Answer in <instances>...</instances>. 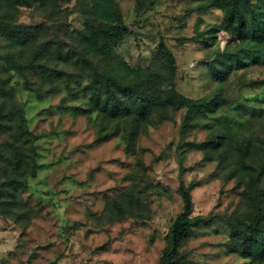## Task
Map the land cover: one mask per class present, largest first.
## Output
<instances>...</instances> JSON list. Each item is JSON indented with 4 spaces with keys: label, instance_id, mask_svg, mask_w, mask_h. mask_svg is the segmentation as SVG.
<instances>
[{
    "label": "rangeland",
    "instance_id": "1",
    "mask_svg": "<svg viewBox=\"0 0 264 264\" xmlns=\"http://www.w3.org/2000/svg\"><path fill=\"white\" fill-rule=\"evenodd\" d=\"M217 1L112 0L130 34L113 58H92L97 68L122 76L119 58L163 75L154 58L163 39L176 59L175 88L191 98L219 97L205 122L186 134L181 108L141 129L128 149V136L110 135L115 123L89 112L88 97L75 93L91 68L81 59L80 35L93 23V0H0V24L34 37L25 45L0 33V264H159L183 210L182 187L193 215L250 223L264 207V64L247 55L222 80L204 65L225 46L231 52L244 46L223 27ZM42 47L47 55L34 59ZM59 47L72 59L51 61ZM13 57L22 73L6 62ZM56 65L74 82L52 79ZM160 80L163 89L166 76ZM226 127L222 147L210 145ZM242 147L251 152L242 156ZM237 244L228 225L214 220L194 228L180 251L186 264H264L254 258L257 245L244 256Z\"/></svg>",
    "mask_w": 264,
    "mask_h": 264
},
{
    "label": "trees",
    "instance_id": "2",
    "mask_svg": "<svg viewBox=\"0 0 264 264\" xmlns=\"http://www.w3.org/2000/svg\"><path fill=\"white\" fill-rule=\"evenodd\" d=\"M238 1L218 0L216 4L217 7L223 8L225 30L235 38L234 41L244 45L234 52L225 46L218 55L205 61L204 65L218 80H222L233 66L242 68L247 55H253L250 57L252 63L264 64V0L257 5H252L249 2L240 4ZM93 7L95 8L91 20L93 23H87L84 32L80 35V40H84V54L81 59L88 68H91L88 70L85 83L77 84L78 89L75 93L77 96L88 97L91 105L89 112L97 110L103 121L108 124L115 123L117 131L110 135L122 133L125 137L128 136V142L131 143L128 145V149H131L132 143H135L141 129L152 124L153 120L160 123L163 120L171 119L173 112L181 108H186L180 125L182 135L198 126L202 120L205 122L207 110L219 103V97L204 95L199 98H191L175 88L176 59L163 39L159 40L154 53V58L160 63L163 75L166 76L163 89L160 87V79L163 75L158 71L143 68L134 69L119 58L118 64L123 66L122 76L115 72L116 68L114 70H111L109 66L97 68V64L92 61V58H97L98 63L113 58L111 56L114 54L113 50L125 36L130 34V30L123 23L120 12L113 7L112 0H93ZM23 30L16 25L0 24L1 34L8 38H14L16 41L21 40L25 45H28L34 40V37L30 31ZM46 49L47 47L38 48L33 58L36 59L40 54L47 55ZM52 54L54 58L51 57V61L54 59L67 61L73 57L66 54V58H64L60 47ZM5 60L15 70L23 72V68L14 61V57ZM50 74L52 79H63L62 83L74 82L72 77L65 76L64 71L60 70L57 65L50 70ZM230 130V127H226L223 131H219L209 144H214L213 146L217 148L222 147L225 143L223 139L228 138ZM200 145L206 150L208 149L206 146L210 147L205 143ZM237 150L242 153V156L251 152L249 147L237 148ZM224 157V154L221 153L219 159L222 160ZM22 161V155L16 158V163L21 164ZM221 162H224V159ZM259 173H264V161L259 167ZM234 174L235 172L232 176H235ZM181 195L183 210L170 225L168 244L162 252L159 264H186L188 262L186 254L180 251L184 240L194 228L209 225L214 220H222L228 225L236 235L237 247L244 250V256L254 254L253 245H257L259 247L258 256L254 258L264 260V243L259 241V235L264 231V207H258L256 215L250 223L242 220L234 223L219 214L193 215L189 189L182 187Z\"/></svg>",
    "mask_w": 264,
    "mask_h": 264
}]
</instances>
